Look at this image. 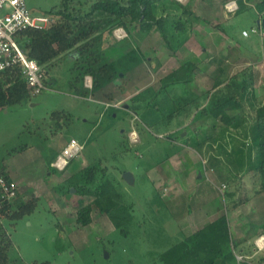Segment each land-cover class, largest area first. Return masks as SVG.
<instances>
[{
    "label": "rangeland",
    "instance_id": "374dc122",
    "mask_svg": "<svg viewBox=\"0 0 264 264\" xmlns=\"http://www.w3.org/2000/svg\"><path fill=\"white\" fill-rule=\"evenodd\" d=\"M231 1H236L237 8L241 4L240 10H230ZM258 1L181 0L191 2L199 15L211 22L192 20L190 42L189 38L183 45L186 49L173 57L176 65L189 61L193 70H199L195 81L186 88L196 94L212 90L216 85L212 76L215 67L208 58L230 54L232 45L239 48L240 59L232 64L230 73L251 64L256 95L259 101H264L263 35L252 32L257 23ZM61 2L26 0L33 15L49 14ZM217 22L224 24L227 31L218 28ZM243 30L248 32L247 36ZM126 31L128 36L122 39L114 31L115 44L104 60L112 62L129 48H137L142 61L130 70L121 67L120 75H113L102 89L95 87L91 94H78L70 84L73 61L60 56L45 73L49 89L31 101L0 110V157L9 170L21 177L18 185L23 198L40 197L36 210L8 229L13 241L10 256L23 263L50 260L52 264H169L160 254L177 243L180 235L167 222L171 217L167 211L183 219L189 232L212 219L214 212H232L229 191L235 193L233 198H249V206L233 210L232 216L237 223L240 221L238 226L264 227V196L258 193L259 175L246 173L233 177L230 172L234 168L225 159L220 166L213 167L210 157L217 154V147L209 154L206 150L199 153L190 146H182L169 160L147 170L166 151L168 140L163 135L182 129L187 134L186 128L204 131L211 121L207 118L192 121L193 110L181 117V123L174 119L167 129L148 127L145 121L155 118L144 112L145 101L159 89L160 77L172 69L167 63L172 51L153 29L139 32L128 27ZM156 59L164 61L159 71L153 69ZM140 64L143 66L140 72L129 73ZM135 96L140 97L132 101ZM112 106L117 108L110 117ZM58 110L71 113L70 119H62L61 128H56L57 122L51 117ZM158 113L162 118L164 113ZM72 137L85 147L70 167L58 171L50 163ZM97 160L109 170L105 188L113 186L111 178H114L126 203H133L132 223L126 233L115 228L109 215L96 208L93 223L81 226L76 220L77 209L92 198L79 196L76 190L64 194L58 187L73 171ZM126 171L132 172L134 183L124 178ZM155 199L163 202L159 204ZM186 204L192 209L190 215L186 213ZM157 205L160 216L154 213ZM126 213L130 216L129 211Z\"/></svg>",
    "mask_w": 264,
    "mask_h": 264
},
{
    "label": "trees",
    "instance_id": "16d2710c",
    "mask_svg": "<svg viewBox=\"0 0 264 264\" xmlns=\"http://www.w3.org/2000/svg\"><path fill=\"white\" fill-rule=\"evenodd\" d=\"M255 7L257 20L264 19V0L257 2ZM240 8L241 4L238 10ZM46 15L54 17L50 25L21 30L16 33V40L31 58L37 60L45 73L60 56H68L73 61L70 68V84L78 94H91L95 87L102 89L110 78H114L113 75H120L121 67L130 70L132 65L142 61L137 48H129L112 62L104 60L106 53L115 44L113 33L117 28L123 27L127 30L129 27L139 32H150L153 29L159 33L166 47L175 53L190 38L192 20L201 19L211 23L199 15L198 9L191 2L183 3L181 0H62L60 5L52 8ZM215 25L227 31L224 24L217 22ZM259 26L263 32L261 46L264 59V24L256 23L255 27ZM229 50L230 54L219 53L209 62L210 65H215L212 76L216 85L214 89L202 94H196L186 88L197 76V69L191 68L192 62L185 61L160 77L159 89L145 101L144 112L155 118L151 122L145 121L150 129H167L174 119L181 123V117L193 110L192 121L207 118L210 119L211 125L204 131L186 128L185 135L184 129L163 135V139L168 140L166 151L157 158L154 165L150 163L147 170L168 160L182 146H190L199 153L206 150L209 154L217 147V154L210 157L212 166H220L225 159L234 168V172H230L233 177L246 173L259 175L258 193L264 196V101H259L256 95V77L251 64L230 73L232 64L240 59V51L237 46L232 45ZM140 54L143 55L141 52ZM149 59L153 62V59ZM125 61H128L129 65H126ZM161 66L160 60L156 59L153 69L159 71ZM87 75L93 78V89L84 86ZM33 97L20 66L0 71V110L31 101ZM139 97H133L132 101ZM112 107L114 108L109 112L110 117H113V110L117 108ZM158 112L164 113L162 118ZM51 117L57 122L56 128H61L62 119H70L71 113L58 110L54 111ZM72 163L74 158L68 167ZM108 173V167L101 160H97L73 171L58 187L64 194L71 193V188H74L77 195L92 198L77 209L76 220L81 226L93 223L92 213L96 208L109 215L115 228L126 233L132 223L131 211L134 206L133 203H126L124 193L118 188L119 183L114 178H111L113 186L109 190L105 188L110 178ZM227 195L232 198V209L249 200L246 196L233 198L235 193L231 191L227 192ZM39 200L38 196L25 199L21 193L12 201L2 200L0 264H28L10 256L13 241L8 229L15 227L25 215L33 213ZM154 201L159 202L156 199ZM161 202L163 200H160L159 204ZM186 207L187 211L192 210L188 204ZM154 208L157 216L160 208L158 205ZM126 211L130 212V216ZM229 245V225L226 214L223 213L184 240L173 244L163 251L160 257L169 264H218L217 259L222 261L220 264H229L230 260L235 259L226 249ZM30 264L52 262L44 260Z\"/></svg>",
    "mask_w": 264,
    "mask_h": 264
},
{
    "label": "built area",
    "instance_id": "2783aa9c",
    "mask_svg": "<svg viewBox=\"0 0 264 264\" xmlns=\"http://www.w3.org/2000/svg\"><path fill=\"white\" fill-rule=\"evenodd\" d=\"M228 5L230 10L238 9L236 1H231ZM53 21L54 17L51 15H33L26 0H0V71L20 66L31 89V94L34 96L47 89L45 71L37 60L31 58L27 51L21 47L15 36L17 32L28 27L44 28ZM115 31L119 39L128 36L123 27H119ZM252 32L263 35L260 26L253 28ZM243 34L247 36L248 32L243 30ZM84 86L93 87L91 75L85 77ZM84 147V144L76 138H70L63 146L61 153L52 161L51 166L58 171L66 170L70 161L79 156ZM223 187L225 188L226 185L224 184ZM19 193L17 181L11 176L4 165V160L0 157V208L3 205V199L12 201ZM257 245L264 248V236L257 240Z\"/></svg>",
    "mask_w": 264,
    "mask_h": 264
},
{
    "label": "crops",
    "instance_id": "0c3cea01",
    "mask_svg": "<svg viewBox=\"0 0 264 264\" xmlns=\"http://www.w3.org/2000/svg\"><path fill=\"white\" fill-rule=\"evenodd\" d=\"M249 1H251V0H249ZM249 1L243 0L242 2L244 3V2H249ZM190 40H191V38L188 40V43L190 42ZM184 47L185 46H182L175 53L174 52H171L172 54L169 56L170 59L167 62L169 65H172L173 66L171 70L177 68L183 62H185V61H182L180 64H177L176 65V63L173 61L174 55L177 54V53H179L181 50L183 51V49H186ZM188 50H189V48H188ZM119 52H121V51L119 50ZM218 53H219V51H218ZM216 55H213L212 57H209L208 58L209 62ZM160 61H161L162 66H163L164 65V61L163 60H160ZM211 66H214L215 67V65H213V64ZM142 67H143L142 64H140V66L132 69L131 72H129V73H132V75H135V73H137V71L138 72L141 71V68ZM198 71L199 70H197V72ZM168 72H166V73H168ZM46 84H47V89H49L48 83H46ZM101 93H102V91H101ZM4 165L7 168V165H6L5 160H4ZM50 165H51V163H50ZM8 171L11 174V176L17 181V183L18 182L19 183L21 182V177H19V175L15 171H12V170H9V169H8ZM248 202H246V203H244L242 205H245ZM247 205L249 206L250 204H247ZM240 207H241V205L239 207L235 208V209H238ZM235 209H232L231 208L232 212H229V211L228 212H220V211L218 212L216 210L217 213L214 212L212 219H209L204 224H202L200 227H196L195 229H193V230H191L189 232L184 227V225L187 224V223L182 222L183 219H180L179 220L178 216L177 215H174V213H171L170 211H167V213H169L171 215V217L167 220V222L169 224H171V226H172L171 228L173 229V231L176 234L178 233L180 235L179 236V241H178V242H180V241L184 240L187 236H189L192 233H194L196 230L202 228L203 226H205L206 224L210 223L211 221H213L214 219H216L217 217L221 216L224 213V214H226L227 221H228V225H229V238H230V245L227 246L226 249L228 250V252H231L234 255V257H235V259H234L235 261L234 260H230V263L229 264H264V248L262 249V248H260L257 245V240L261 236H264V232H263L264 227L257 228V227H251V226L249 227V226H246V227L243 228L242 226H238V225H240V221H238L239 223H237L236 218L232 216L233 210H235ZM186 213L190 215L192 213V210L191 211H186ZM157 216H160V213H158ZM176 220H177V222H176ZM226 245L227 244H224V246H226ZM221 262L222 261L220 259H217V263L218 264H220Z\"/></svg>",
    "mask_w": 264,
    "mask_h": 264
},
{
    "label": "water",
    "instance_id": "95a60500",
    "mask_svg": "<svg viewBox=\"0 0 264 264\" xmlns=\"http://www.w3.org/2000/svg\"><path fill=\"white\" fill-rule=\"evenodd\" d=\"M257 23L258 24H260V23H263L264 24V19L262 18V19H258L257 20ZM75 53V52H74ZM74 53H71V55H73ZM122 74V73H121ZM183 135H185V132H184V134ZM124 178L128 181V182H131V183H134V175L132 174V172H130V171H126L125 173H124ZM73 192H75V189L74 188H71V193H73Z\"/></svg>",
    "mask_w": 264,
    "mask_h": 264
}]
</instances>
